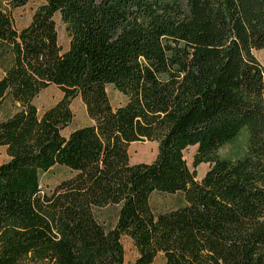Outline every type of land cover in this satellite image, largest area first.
I'll use <instances>...</instances> for the list:
<instances>
[{"label": "trees", "instance_id": "1", "mask_svg": "<svg viewBox=\"0 0 264 264\" xmlns=\"http://www.w3.org/2000/svg\"><path fill=\"white\" fill-rule=\"evenodd\" d=\"M29 1L0 0V264H125L123 236L135 264H264V0H41L17 30ZM51 85L63 99L40 115ZM76 98L91 124L66 137ZM243 132L245 151L222 158ZM145 140L156 159L131 164ZM55 167L70 176L46 192ZM155 193L184 203L156 214ZM109 206L113 228L96 215Z\"/></svg>", "mask_w": 264, "mask_h": 264}, {"label": "rangeland", "instance_id": "2", "mask_svg": "<svg viewBox=\"0 0 264 264\" xmlns=\"http://www.w3.org/2000/svg\"><path fill=\"white\" fill-rule=\"evenodd\" d=\"M43 2L41 0H30L29 3L22 8L11 10L14 26L17 30H21L26 27L32 20L35 12L41 7ZM59 45L63 51H66L69 47L70 39L66 30L65 24L62 22L60 15L55 17ZM255 55L264 67V50L256 51ZM1 76V71H0ZM107 92L114 108L124 105L127 98L117 91L113 86L107 87ZM63 99L62 91L54 85L49 86L43 90L39 96L35 99L34 104L37 106L39 114H43L47 109L53 107L56 103ZM71 109L74 113V119L71 124L63 131V135L68 137L74 130L81 127H85L91 124L86 107L80 98H76L72 101ZM247 146V134L241 133L233 143L223 147L219 154L222 158H234L242 154ZM197 152L196 147H190L185 151V160L188 167L192 171H196L197 180H201L205 173L209 169L208 164H201L198 167H194V157ZM158 154V143L148 140L132 143L129 147V156L131 164L137 163H152ZM9 161V156L6 149L0 147V165ZM70 176V172L63 167H55L51 171L45 173L41 177L42 189L46 192L54 189L60 182L67 179ZM153 211L161 213L171 209H175L184 203L183 195H164L155 193L150 200ZM96 215L101 223L107 228H113L117 220L118 207L109 206L100 209L96 212ZM122 243L125 248V264H135L138 257L137 250L132 240L127 237H122ZM153 264H165V258L162 254H159Z\"/></svg>", "mask_w": 264, "mask_h": 264}]
</instances>
